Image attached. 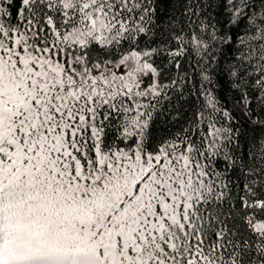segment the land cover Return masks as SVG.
<instances>
[{
  "label": "snow or ice",
  "instance_id": "snow-or-ice-1",
  "mask_svg": "<svg viewBox=\"0 0 264 264\" xmlns=\"http://www.w3.org/2000/svg\"><path fill=\"white\" fill-rule=\"evenodd\" d=\"M0 264H264V0H0Z\"/></svg>",
  "mask_w": 264,
  "mask_h": 264
}]
</instances>
